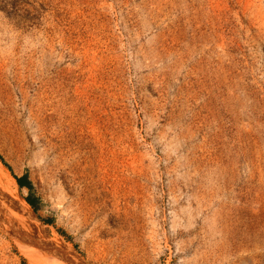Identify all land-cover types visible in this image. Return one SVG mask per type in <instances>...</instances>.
I'll return each instance as SVG.
<instances>
[{
    "label": "rangeland",
    "instance_id": "obj_1",
    "mask_svg": "<svg viewBox=\"0 0 264 264\" xmlns=\"http://www.w3.org/2000/svg\"><path fill=\"white\" fill-rule=\"evenodd\" d=\"M8 183L87 264H264V0H0V264H45Z\"/></svg>",
    "mask_w": 264,
    "mask_h": 264
},
{
    "label": "bare ground",
    "instance_id": "obj_2",
    "mask_svg": "<svg viewBox=\"0 0 264 264\" xmlns=\"http://www.w3.org/2000/svg\"><path fill=\"white\" fill-rule=\"evenodd\" d=\"M4 187H5L6 191L10 194V197H12L11 201H10L12 212L15 215H17L19 218L25 219L26 220L25 222H28V220H29L28 219L29 218L28 217L29 216L28 208L30 206L22 199L21 195H23V194L21 193V195H20V193L12 187L11 183L6 184ZM12 201H15L18 205H20V207L22 209H20L18 206H16ZM23 201H24V203H23ZM37 224H38V226L36 227L32 221L31 223L28 222V224H27L28 227L24 226L26 231L24 233H22V237H26V239H28L26 242L27 243L30 242V244L32 245L31 246V245L26 244L27 247L25 248V253L30 252L28 255H30L31 253L35 254L36 259L42 260L46 264L42 254H41L42 252L39 251V249L37 248V247H39L45 253L57 257L60 261V264H71V263H69V261H73V259H71L68 256V254L71 253L72 251L70 249H68L67 247H65L66 244L64 243V240L56 239V242L49 240L48 237H46L47 235L45 233L44 226L39 222H37ZM13 233H15V232L13 231ZM34 243L36 244L37 247L35 246ZM62 247L65 250H67L69 253L67 254V252L64 251V249H61Z\"/></svg>",
    "mask_w": 264,
    "mask_h": 264
},
{
    "label": "trees",
    "instance_id": "obj_3",
    "mask_svg": "<svg viewBox=\"0 0 264 264\" xmlns=\"http://www.w3.org/2000/svg\"><path fill=\"white\" fill-rule=\"evenodd\" d=\"M16 181L17 184L19 185V187L23 188V187H27L29 188V190H31L32 188V183L31 180L29 179L27 174H23L20 177H16ZM26 201L29 205H31L33 208L36 206V208H34V210H37V205H38V199L32 197L31 192L29 193V195L26 197ZM45 222L47 223H51L53 222V219H47Z\"/></svg>",
    "mask_w": 264,
    "mask_h": 264
},
{
    "label": "water",
    "instance_id": "obj_4",
    "mask_svg": "<svg viewBox=\"0 0 264 264\" xmlns=\"http://www.w3.org/2000/svg\"><path fill=\"white\" fill-rule=\"evenodd\" d=\"M64 251H65V250H64ZM67 254H68V253H67ZM68 256H69L71 259H73V261H69V263H71V264H87L85 261L79 259L78 257H74V258H73V256H71V255H69V254H68ZM70 258H69V259H70Z\"/></svg>",
    "mask_w": 264,
    "mask_h": 264
},
{
    "label": "crops",
    "instance_id": "obj_5",
    "mask_svg": "<svg viewBox=\"0 0 264 264\" xmlns=\"http://www.w3.org/2000/svg\"><path fill=\"white\" fill-rule=\"evenodd\" d=\"M20 177V176H19ZM30 179V178H29ZM23 188H26V189H28L29 190V188H27V187H23Z\"/></svg>",
    "mask_w": 264,
    "mask_h": 264
}]
</instances>
